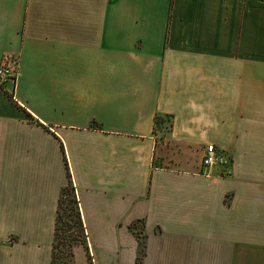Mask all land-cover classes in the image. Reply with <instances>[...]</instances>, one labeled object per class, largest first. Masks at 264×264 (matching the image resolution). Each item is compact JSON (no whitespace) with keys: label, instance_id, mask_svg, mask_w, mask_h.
Here are the masks:
<instances>
[{"label":"crops","instance_id":"1","mask_svg":"<svg viewBox=\"0 0 264 264\" xmlns=\"http://www.w3.org/2000/svg\"><path fill=\"white\" fill-rule=\"evenodd\" d=\"M5 54L0 264H51L68 184L60 264H264V0H0Z\"/></svg>","mask_w":264,"mask_h":264},{"label":"rangeland","instance_id":"2","mask_svg":"<svg viewBox=\"0 0 264 264\" xmlns=\"http://www.w3.org/2000/svg\"><path fill=\"white\" fill-rule=\"evenodd\" d=\"M161 121L162 120H159L158 127L162 128V132L160 133V135L163 138V141H165L164 138L167 132L170 130V126L168 122L163 123ZM160 124H163V126H160ZM73 194H74V190L68 191V194H66L63 199L62 210L59 212L60 223L58 224V227L56 228V241H55L54 249H53L55 264H57L58 262H62L63 260L70 259V249L73 244H71L70 246L65 241L67 234L73 235L76 238H82L83 232L80 228L75 227L74 225L75 217L73 215V212L70 211L69 208H67L69 204V198H71ZM63 208H64V211H63ZM140 227H141V224L137 223V228H138L137 235L143 236L144 232ZM142 243H143V239L140 238V245H142ZM140 251H142L141 248H140ZM89 262H91L90 258H89Z\"/></svg>","mask_w":264,"mask_h":264},{"label":"built area","instance_id":"3","mask_svg":"<svg viewBox=\"0 0 264 264\" xmlns=\"http://www.w3.org/2000/svg\"><path fill=\"white\" fill-rule=\"evenodd\" d=\"M17 73V56L13 54H5L0 61V87L9 94H11L13 90H7L5 87L7 84L14 86ZM224 162L225 155L217 150L214 144L210 143L205 145L201 157V166L204 170H207V174L214 166L222 165Z\"/></svg>","mask_w":264,"mask_h":264},{"label":"trees","instance_id":"4","mask_svg":"<svg viewBox=\"0 0 264 264\" xmlns=\"http://www.w3.org/2000/svg\"><path fill=\"white\" fill-rule=\"evenodd\" d=\"M73 190V186L71 184H68L66 186H64L61 190V193H60V197H59V203H58V209H57V217H56V224H55V236H54V242H53V249H54V244H55V241H56V228L58 227V224L60 223V216H59V212L62 210V203H63V199L65 197L66 194H68V191H72ZM67 208L70 209V211L73 212V215L75 217L74 221V225L75 227L77 228H80L83 232L82 234V238H76L75 236L73 235H69L67 234V237H66V242L71 246V244H76V243H83L85 241V231H84V227H83V224H82V220H81V216H80V211H79V207H78V203H77V199L75 197V194L72 195L71 198H69V204L67 206ZM68 209V210H69ZM63 211H64V208H63ZM51 264H55V261H54V252H53V255H52V262ZM57 264H60V262H58Z\"/></svg>","mask_w":264,"mask_h":264}]
</instances>
